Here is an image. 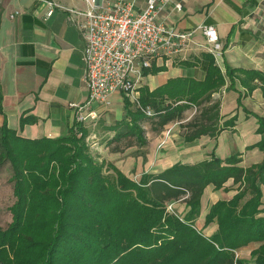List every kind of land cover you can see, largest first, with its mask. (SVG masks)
Listing matches in <instances>:
<instances>
[{
	"label": "trees",
	"instance_id": "trees-1",
	"mask_svg": "<svg viewBox=\"0 0 264 264\" xmlns=\"http://www.w3.org/2000/svg\"><path fill=\"white\" fill-rule=\"evenodd\" d=\"M175 65L199 66L202 76L169 78L153 89L141 85L134 103L123 97L125 117L110 129L108 141L134 136L146 145L144 125L159 134L191 108L197 114L184 126V141L216 138L234 120L220 125V103L213 98L227 81V89L235 90L237 81L245 94L260 88L264 96L260 70L225 66L222 71L208 52ZM166 69L164 63L153 64L142 76ZM256 119L260 140L248 149L264 153V118ZM35 120L21 117L20 124ZM89 135L77 123L56 138H26L5 122L0 126V167L9 164L14 197L11 221L0 228V264H264V155L243 168L238 153L225 159L212 153L195 164L176 163L134 180L99 160ZM230 179L238 191L209 207L205 226L214 222L217 228L206 236L195 226L203 191ZM178 200L188 208L183 216L167 209ZM250 243L258 244L250 260L238 258L236 251Z\"/></svg>",
	"mask_w": 264,
	"mask_h": 264
},
{
	"label": "crops",
	"instance_id": "crops-1",
	"mask_svg": "<svg viewBox=\"0 0 264 264\" xmlns=\"http://www.w3.org/2000/svg\"><path fill=\"white\" fill-rule=\"evenodd\" d=\"M115 1L97 0V3L104 8ZM127 1H134L136 10H140L146 0ZM49 2L54 5L52 14L47 16ZM86 7L85 0H0V126L5 122L8 128L26 138H56L67 133L74 119L71 105L84 103L88 95L82 80L80 54L83 40L69 11ZM159 19L179 31L214 27L222 45L221 54L215 60L222 71L229 66L264 73V0H167ZM194 41L195 45L180 56L179 61L190 53L198 56L203 52L205 41L200 29L195 31ZM164 64L166 71L149 75L151 79L157 77L153 82L155 84L147 85L150 89L169 78L202 76L199 66L175 65L174 58L164 61ZM228 84L229 81L213 97L220 103V125L234 118L232 123L223 128L216 138L203 135L185 142L184 126L197 114L195 109L188 114L187 110L182 120L168 124L161 135L151 137L145 154V169L140 175L143 172L157 174L176 163L195 164L208 159L212 153L220 159L238 153L241 158L239 166L243 168L263 159L264 153L259 149H248L260 140V135L256 133V116L264 118L263 93L256 88L245 94L237 81L234 82L235 90L227 89ZM111 101L109 108L99 109L94 128L99 125L102 116L107 115L106 111L123 105V95L114 94ZM27 116L35 118V122L21 125L20 118ZM105 125L107 130L101 131V127L97 126V132L108 140L106 138L114 134L110 130L113 124ZM95 133L90 131L89 136ZM220 149L225 156L219 154ZM133 161L136 162V159ZM117 163L120 162H115V166L123 171V165ZM153 163L160 164L159 171L152 170ZM237 191L238 184H233L231 179L219 189L212 185L204 189L195 225L205 229L206 236L212 235L217 228L214 222L205 226L209 207L216 201L231 199ZM261 194V215H264V186H261ZM183 204L182 209L186 213L188 208ZM257 246V243L243 246L236 251V256L250 259V252Z\"/></svg>",
	"mask_w": 264,
	"mask_h": 264
},
{
	"label": "built area",
	"instance_id": "built-area-1",
	"mask_svg": "<svg viewBox=\"0 0 264 264\" xmlns=\"http://www.w3.org/2000/svg\"><path fill=\"white\" fill-rule=\"evenodd\" d=\"M85 1V9L69 11L83 40L82 80L88 93L84 103L71 105L73 123L94 125L99 109L109 108L114 94L134 102L142 70L173 57L181 58L195 45L194 33L198 29L205 41L202 51L214 57L221 54L222 45L214 27L179 31L165 25L159 16L167 0H146L140 10H136L134 1L116 0L104 8L97 0ZM48 4L47 16H50L54 4ZM145 113L150 115L151 111L147 109ZM172 207L171 203L167 209L172 211Z\"/></svg>",
	"mask_w": 264,
	"mask_h": 264
},
{
	"label": "rangeland",
	"instance_id": "rangeland-1",
	"mask_svg": "<svg viewBox=\"0 0 264 264\" xmlns=\"http://www.w3.org/2000/svg\"><path fill=\"white\" fill-rule=\"evenodd\" d=\"M192 57L193 54L190 53V55L186 56L185 59H190ZM173 58L175 62H178L180 59L178 57H173ZM156 80L157 77H154L152 79L151 76L141 77V79L138 82V85L139 86L153 85L155 84L153 82H156ZM136 98H138V96ZM213 98L216 99L215 96ZM134 102L130 101V103H134ZM192 110H194V108H191L190 110L188 109L187 114L189 113V111ZM105 113L107 115L104 118L102 116L101 121L98 122L99 125L97 124L95 128L94 125H90L87 127L90 131L96 132L95 135H91L87 139L89 147L92 153H96L99 156V160H104L106 163L111 162L114 166H115L114 164L115 162H120L117 164L119 166L123 165L122 167L124 168V170L122 172L128 177L134 180H138L140 177V172L145 169V162H146L145 154L148 152L147 147L149 146V140L152 139L151 137L161 135V132L159 134H155L149 131V126L147 124L144 125L143 128L144 132L142 134L143 139L146 140L147 143L146 145L139 144L136 137L134 136H128V137H124L123 139L117 140L115 142H110L108 140H105V137H103L99 132H97L98 131L97 129L98 127L99 128L101 127V131L102 130L105 131L107 130L106 128H104V126H106L105 123H108L109 126L112 124L116 125L120 120H122L125 117L124 105L114 106L110 111H106ZM106 139H108V137ZM159 154L160 153H157V155ZM219 154L224 155L225 153L220 149ZM108 159L111 160L108 161ZM133 159H136V162L133 161ZM137 159L141 160V163L139 160L137 162ZM246 160L247 157L245 158L244 161L245 164L247 163ZM124 161L126 162L124 163ZM151 165H152V170H155L156 172L159 171L161 168L160 164L157 165L153 163ZM10 177H11V169L9 167V164H4L3 166L0 167V228L2 229L6 228L9 222L11 221L9 206L13 203L14 197L12 194V181ZM183 202H179L178 200L173 203V206H175L174 208H176L177 210V211L175 210L176 213L179 214L180 216H183L185 214L184 210L182 209L184 206ZM199 228L201 229L202 233L206 235L207 231L205 229H202V227H198V229Z\"/></svg>",
	"mask_w": 264,
	"mask_h": 264
}]
</instances>
